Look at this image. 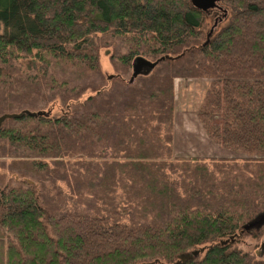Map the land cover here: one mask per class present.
Wrapping results in <instances>:
<instances>
[{
  "label": "trees",
  "instance_id": "obj_1",
  "mask_svg": "<svg viewBox=\"0 0 264 264\" xmlns=\"http://www.w3.org/2000/svg\"><path fill=\"white\" fill-rule=\"evenodd\" d=\"M219 5L0 0V115L43 112L0 124V264H264L235 246L264 229V0ZM177 78L237 156L173 154Z\"/></svg>",
  "mask_w": 264,
  "mask_h": 264
},
{
  "label": "rangeland",
  "instance_id": "obj_2",
  "mask_svg": "<svg viewBox=\"0 0 264 264\" xmlns=\"http://www.w3.org/2000/svg\"><path fill=\"white\" fill-rule=\"evenodd\" d=\"M213 15L206 19L207 30L212 27ZM100 65L105 73L110 72L106 57H101ZM22 67L25 66L23 63ZM208 84L206 78L175 79L174 87V124H173V154L176 156L208 157H232L237 156L232 151L210 141L204 134L195 115L199 102L204 95ZM57 106V105H56ZM51 107L50 112L56 113L58 107ZM235 246L244 251L257 252L256 243H264V229L255 241L250 236H245ZM257 258H264V253L255 254Z\"/></svg>",
  "mask_w": 264,
  "mask_h": 264
},
{
  "label": "water",
  "instance_id": "obj_3",
  "mask_svg": "<svg viewBox=\"0 0 264 264\" xmlns=\"http://www.w3.org/2000/svg\"><path fill=\"white\" fill-rule=\"evenodd\" d=\"M189 1L193 7L203 11L204 13H208L211 9H214V8L222 11L223 14L221 15V17H218V19H216L215 23L217 21L221 20L222 17L225 15L224 9L219 5L220 0H189ZM206 41H207V39H206ZM180 55H178V56H180ZM178 56H176V57H178ZM176 57H169L167 55L164 56V58H167V59H173ZM155 64H156V61L150 62V61L145 60V59L140 58V57L136 58L131 65V74H130L128 81L129 82L132 81V79L139 74H142V75L147 74L153 68V66ZM42 113H43L42 111L30 112L28 110H22L19 113H4V114L0 115V124L5 118L19 117L22 114H27L29 116H36V115H40ZM263 222H264V215L257 216L254 219H252L251 221L244 224L242 226V230H240V232H242L243 230L248 231L251 228H257ZM229 240L232 242L233 237L230 236ZM224 243H226V240L219 241V244H224ZM203 250H204V247H200L199 249L192 250L189 253L179 255L178 259L181 263H184L187 259H190L191 257L196 256L199 252H202ZM260 252L264 253V243L260 244L259 251H257L256 253H260ZM139 264H147V263H139Z\"/></svg>",
  "mask_w": 264,
  "mask_h": 264
},
{
  "label": "flooded vegetation",
  "instance_id": "obj_4",
  "mask_svg": "<svg viewBox=\"0 0 264 264\" xmlns=\"http://www.w3.org/2000/svg\"><path fill=\"white\" fill-rule=\"evenodd\" d=\"M207 14H211V15H213L214 17H215V19H216V17H218L219 16V14H220V12H218V10H216V9H211ZM218 15V16H217ZM214 17H213V19H214ZM220 21V20H219ZM213 25H215L214 23H212Z\"/></svg>",
  "mask_w": 264,
  "mask_h": 264
}]
</instances>
